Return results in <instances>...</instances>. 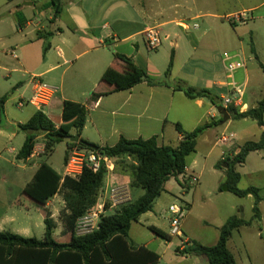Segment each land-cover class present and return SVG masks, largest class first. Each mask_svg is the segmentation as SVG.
<instances>
[{
  "label": "crops",
  "instance_id": "1",
  "mask_svg": "<svg viewBox=\"0 0 264 264\" xmlns=\"http://www.w3.org/2000/svg\"><path fill=\"white\" fill-rule=\"evenodd\" d=\"M53 1L16 0L9 3L6 0H0V75L2 73L8 81H15L0 82V99L6 98L4 117L0 126V142H14L19 137L20 125L26 124L22 121V115L17 116L10 111V104H15L17 108V102L20 99L28 101L32 97L33 85L31 79L35 76L57 89V94L51 105L45 109L51 112V116L47 113L46 115L53 123L57 127L62 124L64 102L71 101L85 106L88 111V118L81 132L80 140L100 148L113 147L121 138L128 140L156 138L159 146L177 147L184 137L177 132L176 124H181L185 131L192 132L206 123L219 121L220 115L217 107L220 105L221 98L214 95L213 90L217 88L228 92L229 87L227 84L229 82L221 79L219 73L203 72L191 65L192 62L195 63L197 60L196 55L201 43L196 37L187 33L192 29L187 22V17L184 15L177 16L179 3L173 6L176 9L174 17L166 21L161 10H151L149 12L145 10L149 0H123L126 6L134 9L136 18H132L128 12L125 16H116L117 11H114L112 6L113 3L119 0H58L61 6L60 13L57 17H54ZM111 17L112 19L115 17L117 20L112 21ZM199 17L201 15H197L191 20H197ZM47 23H49V26ZM180 24H186L189 29L184 30L179 26ZM171 25L180 27L186 33L185 37L167 30ZM149 28H156L161 35L164 34L166 40H170L172 35L174 36V39L168 45V48L171 49L169 63L173 56V67L168 77H166V71L169 65L166 67V65L158 64L155 55L150 52L146 53L148 48L145 43L144 32ZM140 37L143 39L142 42L138 39ZM142 43L144 46H142ZM111 48L116 49V52L112 53ZM253 53L257 57L255 50ZM234 55L232 56L243 60L240 54ZM118 56L130 59L138 68L144 70L152 81L163 84L150 86L147 82H143L129 90L112 93L116 86L107 85L102 81V77L109 68L115 69L120 74L126 71L125 62ZM223 64L225 67L224 62ZM237 73L231 78L227 72V79L230 82L235 81ZM244 73L246 75L245 81L237 83L246 86L245 103L248 109L249 106L254 108L260 100L254 105L249 101V97L255 94L249 93L250 82L247 66ZM9 85L12 88L11 91L6 90ZM178 87H181L183 91H176ZM190 88L198 91H208L211 97L216 99L217 104L214 105L209 98L196 100L187 98L184 90ZM94 95L100 96L96 98L93 97ZM29 106L33 107L28 117L30 120L39 109L32 104H28L25 109ZM250 120L252 119H241L239 121L247 123ZM232 121L231 118L222 132L217 127L221 128L226 123L221 125V122H219L218 125L212 126L198 138L196 151L187 158L186 175L193 176L196 174L198 162L193 156L197 155L200 146L212 144V139L214 141L218 134L229 131L228 129L233 125ZM260 130L261 137L263 129ZM212 131H215V133ZM232 133L236 136L235 142L221 151L220 161L214 165V171L219 175V182L222 180L226 182V169L223 168L221 172L217 165L224 159H232L241 147L236 142L237 133ZM73 136H75L74 133ZM39 142L41 143L39 144ZM215 146L216 143L213 145L211 152ZM19 151L15 153V159ZM34 151H37V153L31 155L26 161L16 159L17 163L23 165V169L31 170V180L44 162L63 178L67 177L66 165L70 158V150L68 161L64 164L65 172L63 175L59 173L56 167L45 160L49 156L44 155L43 135L37 138ZM261 151L250 153L247 159L252 154L261 155ZM11 152L14 153L15 150L11 149ZM190 159H192V163L189 162ZM240 165L242 164L236 166V171ZM238 173L241 175L242 181L243 176L240 172ZM200 175H202V172ZM130 181V176L120 173L113 163V171L106 174L105 184L100 192L98 203L106 204V209L109 211L111 188L124 189L130 196L131 201L142 196L143 190L132 189ZM167 183L165 184V191L167 190ZM58 196L59 194L54 196L45 205L36 204L44 209L42 213L43 220L46 217L45 214L49 215L53 211L52 204L56 202ZM148 214H152V212L143 216ZM50 216L53 219L54 215ZM149 219H152V217H149ZM14 223L13 219L1 218L0 232H5V228H13L12 233L24 237H27L31 232L27 226L12 227ZM192 242L191 239L183 241L187 244ZM138 246H145L150 249L149 244ZM178 249L184 250L185 246L178 245ZM154 252L160 256L158 263L160 264L163 257L157 251ZM181 258L192 261L193 264H209L204 257L184 255Z\"/></svg>",
  "mask_w": 264,
  "mask_h": 264
},
{
  "label": "rangeland",
  "instance_id": "2",
  "mask_svg": "<svg viewBox=\"0 0 264 264\" xmlns=\"http://www.w3.org/2000/svg\"><path fill=\"white\" fill-rule=\"evenodd\" d=\"M176 3L180 4L177 16L187 17V22L192 28L187 33L196 37L201 43L196 55L197 60L191 65L203 72L219 73L221 79L230 82L223 64L224 53L240 54L247 66L250 82L249 93L255 94L249 97V101L254 105L261 100L264 97V71L260 66V64L264 66V0H149L145 10L147 12L161 10L164 20L167 21L174 17L176 9L173 6ZM112 8L117 11L116 16L118 17L125 16L126 12L132 18L137 17L134 9L126 6L123 0L113 3ZM197 15H201V17L191 20ZM113 20H117V18L114 17ZM194 24H198L199 28L194 29ZM47 25L49 26V23ZM167 30L184 37L186 34L175 25L169 26ZM162 36V46L158 50L148 49L146 53L150 52L155 55L158 64L167 67L171 55L168 45L174 36L172 35L170 40L164 39V34ZM138 39L140 42L143 40L142 37ZM142 46H144L143 43ZM252 49L255 50L258 59ZM111 52L115 53L116 49L111 48ZM244 70L238 71L235 75L236 82L245 81ZM3 76L4 74L1 73L0 82H15L8 81ZM10 89L12 88L9 85L6 90L11 91ZM228 92L217 88L213 90V94L219 98L227 96ZM32 108L29 106L27 109L20 110L16 108L15 104H10V111L17 116L22 115L24 123L29 121L28 117ZM46 113L49 116L52 115L49 110H45ZM232 122L233 125L228 130L237 133L236 142L238 145L242 146L247 142L259 140L261 128L257 123L252 120L247 123H241L239 120ZM226 125L227 123L223 127L217 128L222 132ZM215 131L212 132L215 133ZM25 137V133L19 131V137L14 142H0V221L3 217L13 219L15 223L12 227L27 226L31 231L27 237L43 239L45 225L42 213L44 209L37 206L25 191L31 181L32 172L29 169H23V165L17 163L15 159V153L23 146ZM216 139L214 141L212 139V144L208 146L201 145L197 155L193 156L198 162L196 174L193 175L198 179V182L191 184V180H188L184 183L182 178H172L167 183V190L156 201L152 214L142 216L140 222L132 225L131 242L138 245L149 244L151 250L157 251L163 257L160 264H193L192 261L181 258L183 255H179L177 252L178 245L187 247L188 244L183 243L185 239H191V241L206 247L216 245L220 228L233 216L251 222L250 226L235 231L230 240L229 249L237 263L264 264V151H261V155H250L245 163L237 167V171L243 176L239 185L240 189L249 187L260 189L262 197L259 205L261 220H257L253 219L254 197L239 198L224 191L225 180L219 182V175L214 171V165L220 161L221 151L229 144H216L211 152ZM66 148L65 143L57 144L53 153L49 157H45V160L56 167L61 175L65 172ZM11 149H14L15 152L12 153ZM189 162L192 163V159ZM220 170L222 172L223 169ZM201 172L202 175H200ZM171 205L186 207L188 212L182 222L184 237H172L168 242L157 237L149 228L155 225L154 227L170 236L169 206ZM52 206L53 211L49 215H54L53 220L56 222L54 238L58 242L69 243L77 233L73 234L65 227L63 193H60ZM12 229L5 228L6 231L11 232Z\"/></svg>",
  "mask_w": 264,
  "mask_h": 264
},
{
  "label": "trees",
  "instance_id": "3",
  "mask_svg": "<svg viewBox=\"0 0 264 264\" xmlns=\"http://www.w3.org/2000/svg\"><path fill=\"white\" fill-rule=\"evenodd\" d=\"M11 3L16 0H6ZM54 17L60 13V4L53 1ZM21 21V16L19 15ZM254 52V49H252ZM126 64V71L122 74L109 68L102 77V81L109 86H116L112 91H126L136 85L147 82L150 86L163 83L152 81L146 72L138 68L130 59L118 56ZM256 59H258L256 57ZM264 71V66L260 64ZM173 56L171 57L166 77L171 73ZM176 91H183L181 87ZM187 98L196 100L209 98L214 105L216 99L208 91H198L190 88L184 90ZM100 95H94L98 97ZM6 98L0 99V126L4 117V103ZM233 120L252 119L263 129L259 141L247 142L240 147L239 152L232 158L223 160L217 165L226 170L225 185L228 192L239 198L253 196L255 199L253 219L261 220L259 205L262 201L260 189L249 187L240 189L241 175L236 171L238 164L245 163L250 153L264 150V97L256 107L244 113L230 108ZM88 118L85 106L71 101L64 102L62 124L56 126L41 110L31 119L20 125V131L26 135L25 142L17 154L18 161H26L31 155L40 135L44 136V155L50 156L57 144L64 143L68 137L80 136ZM212 121L199 126L192 132L185 131L181 124H176L177 132L184 137L177 147L159 146L156 138L148 140H128L121 138L113 147L100 148L84 140L78 143H67L65 163L68 153L73 147L87 153H94L111 160L116 169L130 176V187L143 190V195L131 202L120 206L112 215L102 218L99 229L95 232L77 236L76 226L80 218L98 206L99 195L105 184L106 169L104 166L94 172L89 165L84 164L78 178L62 177L46 162L42 163L35 172L33 179L26 187V193L39 205H45L56 195L63 193L65 212L63 221L66 229L75 234L69 243L58 242L54 238L56 222L50 215L44 219L45 234L43 239L24 237L9 231L0 232V264H158L160 256L145 246H138L130 240V230L133 223L152 212L156 201L165 192V184L172 178L178 179L184 175L187 168V158L196 151L198 138L209 128L221 122ZM95 146L97 149L90 148ZM251 222L238 216L230 217L220 228V235L216 245L206 247L192 242L184 250L178 249L180 255L204 257L209 264H237L234 255L228 248V243L235 231L250 226ZM157 237L166 241L171 240L160 229L149 228Z\"/></svg>",
  "mask_w": 264,
  "mask_h": 264
},
{
  "label": "built area",
  "instance_id": "4",
  "mask_svg": "<svg viewBox=\"0 0 264 264\" xmlns=\"http://www.w3.org/2000/svg\"><path fill=\"white\" fill-rule=\"evenodd\" d=\"M179 26L184 30L189 29L186 24H180ZM194 28L197 29L198 25L195 24ZM144 39L149 50H158L163 43V36L156 28L147 29L144 32ZM223 58L225 68L231 78L238 71L246 69V63L243 60L237 59L228 53H225ZM31 82L33 85L32 97L28 101L20 99L17 102V108L23 110L28 104H32L44 112L45 109L51 105L57 94V89L44 83L36 76L32 77ZM227 85L229 87L228 95L221 98L219 106H222L227 110L233 108L240 113L246 112L248 110V106L245 103L246 86L240 85L234 80L229 82ZM235 140L236 136L234 133L225 131L217 136L216 144H233ZM34 153L36 154L37 151L33 150L32 155ZM84 164L89 165L95 173L98 172L102 166L105 167L106 174H110L113 171V162L108 158H104L103 156L94 153L80 151L78 148L73 147L70 150V158L66 165V176L78 178L82 172ZM180 177L184 183L188 180H191V184L198 182V179L195 176L184 174ZM110 198L111 206L109 207V211H112V214L116 212L118 207L131 201L128 193L122 188H111ZM109 211L106 209V204L98 203V206L95 209L88 212L77 222V236H85L98 230L102 218L111 215L109 214ZM169 212L171 214V217L169 218L170 236L183 238L184 234L182 232V222L186 218L188 209L183 206L171 205L169 206Z\"/></svg>",
  "mask_w": 264,
  "mask_h": 264
},
{
  "label": "water",
  "instance_id": "5",
  "mask_svg": "<svg viewBox=\"0 0 264 264\" xmlns=\"http://www.w3.org/2000/svg\"><path fill=\"white\" fill-rule=\"evenodd\" d=\"M217 111H218V113L222 119L221 125H223V124H225L231 120L230 113L224 107H222V106L217 107ZM79 141H80V136L75 135V136H71V137L66 138L64 140V143L65 144H67V143H78ZM89 147L93 148V149H97V147H95V146H89ZM101 164H103V163H101ZM223 168L228 169L229 168L228 164H224ZM224 191H228L227 186L224 187Z\"/></svg>",
  "mask_w": 264,
  "mask_h": 264
}]
</instances>
